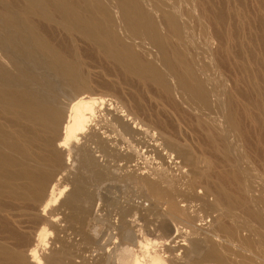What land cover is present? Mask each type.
Returning <instances> with one entry per match:
<instances>
[{
    "label": "bare ground",
    "instance_id": "bare-ground-1",
    "mask_svg": "<svg viewBox=\"0 0 264 264\" xmlns=\"http://www.w3.org/2000/svg\"><path fill=\"white\" fill-rule=\"evenodd\" d=\"M173 1L169 5L166 0H13L0 5V264H79L75 262L81 253L77 246L81 242L91 244L94 235L103 233L104 223L107 231L117 230L114 235L118 240L114 241L110 253L104 256L107 264H264V195L253 194L244 180L247 174L255 179L254 176H260L262 170L255 169L260 171L257 175L255 171L254 174L251 172L254 165H250L252 160L246 152L242 121L239 122L234 112L237 108L230 99L223 105L219 91L210 81L215 66L212 49L202 46L192 49L189 45L188 36L193 33V27L195 31L200 25V34L210 36L196 11L195 1L181 0L188 6L187 16L181 9L180 0ZM219 6L223 7L222 4ZM223 10L228 13L229 9H222L217 18L225 23ZM236 11V14H231H235V18L238 15ZM157 14H160V19ZM33 15L55 24L68 35L61 39L56 34L45 35L44 31V35L40 34L37 21L36 25L31 20ZM194 21L198 23L196 27L193 26ZM210 41L212 43V39ZM78 43H83L87 49H80L83 47ZM99 58L101 63L105 60L127 77L130 74L146 84L157 86L168 97L179 96L201 122L202 128L205 126L213 151L225 153L224 159L220 153L224 160L221 163L233 165V158L238 160L237 167L229 170L227 165L228 171L217 177L216 182L211 175L214 167L209 160L197 156L198 153L188 147L176 150V155L188 164L193 175L191 179L195 180L192 182L202 183L203 191L199 195L205 200L211 198L214 206L218 207L217 213L207 221L209 224H197L199 219L206 220L202 214L198 216L199 208L204 210L202 202L199 205L194 199L196 205H183L178 190L172 188V182L179 183L184 175L171 179L167 173L164 174V168L153 170L147 177L136 175L134 178L135 174H130L134 182L143 187L146 197L153 199L148 208L139 204H121L117 211L118 223L111 221L112 211H107V208L106 216L95 214L98 194L89 190L91 177L85 173L102 176L109 163L106 159L107 165L100 164L97 160L100 157H95L93 149L103 157H112L117 164L118 160L130 163L135 160L131 154L134 150L129 152L128 147L122 150L121 145L127 140L134 146L137 133L127 117L121 114L122 100H116V105L111 107L112 99L94 88L88 60ZM151 85L150 89L154 88ZM261 92L260 104L264 108V87ZM120 94L118 98L123 99ZM223 113L228 118L231 131L237 136L233 149L226 132L218 127L220 122L216 123ZM170 138H164L169 146L174 144ZM213 154L217 158L216 152ZM71 156L76 162V172L70 185L59 175L66 170V158L69 161ZM201 160L205 162L204 168L199 166ZM163 164L164 167L167 162ZM207 174L209 179L205 183L202 178L204 175L207 178ZM211 176L214 181H211ZM192 186H180L179 189L191 191L189 189H194ZM208 201L206 204L204 201V205H208ZM192 206L193 210L190 209ZM155 216L164 218L158 227L166 231H171L169 219L175 220L178 216H183L191 224L189 232L180 234L183 241L188 242L182 245V254L176 253L179 248L168 247L166 252L170 257H164L165 252L156 250L160 244L157 239L145 237L144 233L136 230V226L133 227L132 220H128L129 217H137L135 221L143 220L145 230H151ZM75 223L79 227H75ZM68 229L80 236V243L61 237L60 234ZM48 232L56 236L51 242L50 255L43 257L41 247H50Z\"/></svg>",
    "mask_w": 264,
    "mask_h": 264
},
{
    "label": "rangeland",
    "instance_id": "rangeland-1",
    "mask_svg": "<svg viewBox=\"0 0 264 264\" xmlns=\"http://www.w3.org/2000/svg\"><path fill=\"white\" fill-rule=\"evenodd\" d=\"M3 1L0 5H3V4L6 5V4L13 2V0L12 1L11 0H3ZM166 1L168 4H169V2H172L170 4H173V2H174L173 0L172 1L166 0ZM194 1H195L194 2L195 6H196V11L201 16L202 22L207 27L208 32H209L208 35H210V36L208 38V36L206 37V35H201L200 30H199L200 25H198V23L194 21L193 26L196 27V23H197L198 28L195 31H194V27L192 28L193 33L191 31L190 33H192V34H190L188 36L189 45L191 48L202 46L205 48L208 47L209 49H212L211 53H212V57H213V63L215 64V66H213L215 75L213 74V76L210 77V81H212L215 88H217V90L219 91V92L218 91L217 92L219 93L218 95L220 96V99H222V101L225 102V104L223 102V105H226L229 102L228 99L233 100V103L235 104L234 107L236 106L235 108H237L236 110H234L235 115H237L236 117L238 118L239 122H240V120L242 121L241 124L243 125L242 129H243V137H244V144H245L246 152L248 153V155L251 157L250 159L252 160V163H250V165L251 166L254 165V168L251 167L252 168L251 172L253 171V174H254V171H255V175H257L256 173H258L262 170L260 173L261 174L260 176L262 178L263 177L262 174H264L263 173L264 172V108L260 104V99L262 97L261 89L264 87V0H242L243 3L240 0V2L242 4L239 2V0H237L238 1L237 3L239 5L236 3V0L235 1L230 0L231 4H230L229 0H203V1L201 0L202 2H204V4L199 0H197L198 2L196 0H194ZM205 1H206L207 5H206ZM226 2H227V4H225ZM179 3L181 6V9L182 10L184 9V11H185V13H184L185 16H187L188 6L184 2H182L181 0L179 1ZM182 4L184 6H182ZM220 4H222L223 7H220L219 6ZM232 4H234L233 5L234 7L232 6ZM185 5H186V7H185ZM229 5L232 6V8ZM197 8H199L201 11ZM224 8L226 10L229 9V10H227L228 13H225L223 10V12L226 14V19L224 20L225 23L223 21H218V18H217V15L220 12H222L221 10ZM208 9H210L209 13H208ZM218 9H220V10H218ZM234 9H235V11H234ZM236 10H238V13H237L238 15H236L237 19L239 16L238 20L235 18V14L237 12ZM211 11H212V13H210ZM233 13H235V14L231 15ZM244 13H245V15H242ZM204 15H206V16H204ZM156 16L158 19H160V14H157ZM231 16L234 18H232ZM244 16H246V17H244ZM36 17H38V18H36ZM228 17L230 18L229 21L227 20ZM33 18L37 19V20H34ZM235 19L237 21H235ZM31 20L36 25L38 23L39 26L37 25V28H38V31L42 30L41 32L39 31V33L42 35H44V34L47 35V33H49L48 35H55L56 34L55 36H57L61 39H63V37H64L63 35H68L60 27L56 26L55 24L43 21L38 15H35V16L33 15V17H31ZM210 20H212V21H210ZM35 21H37V23ZM39 21H41V22H39ZM208 22H210V23H208ZM211 22H213V24L215 26H213V24ZM44 23H45L46 27H45ZM213 27H214V29H213ZM54 29H56V31ZM57 30H59V31H57ZM43 31H44V34H43ZM214 31H216V32H214ZM218 31H219V33H217ZM210 33H212V34H210ZM213 35H215V38ZM221 35L223 37H220ZM218 38H219V40H218ZM211 39H212V43L210 41ZM214 43L215 44L217 43L218 45H215ZM80 46L83 47L80 49H83V50L87 49V46L84 45L83 43L79 44V47ZM215 48H217V49H215ZM239 49H241V50H239ZM194 50H195V48H194ZM243 50L244 51L247 50V51H245L246 54L244 53ZM240 51L242 52L243 56L241 55ZM99 59H97L99 61L98 64H97V60H94V61L91 60L90 61V59L89 60L87 59L91 65L90 73L92 74L91 75L93 78L92 80H94L93 81L94 88H96L99 91H102L105 94H107L108 99L109 98L112 99V101L110 102V103H112L111 107L115 106L117 101L122 100L123 108H121V114H123V115H125V117H127V119L132 123L135 131L138 134L136 133V135L134 137L135 138V141L133 142V143H135L134 146L131 145L132 144L131 141H127V140L123 141L125 143H122V145H121L122 150L125 147L126 148L128 147L127 150H130L129 152H131V150H134V151H132L133 153L131 152L132 156L133 155L135 156V160H132L133 162L130 161V163L129 162L127 163V161H125V160H122V161L118 160V164H117V161L113 160L116 163V165H115L114 162L112 161V159H113L112 157H111V159L103 157L100 152H97V150L93 149L94 151H96V152L93 151V154H96L95 157L96 158L100 157L99 159H97V160H99L98 162H101L100 164L107 165L109 163L108 167L105 168L102 176L100 174L94 175V174L85 173V176H87L89 178L91 177L90 183H89V190L92 192H96L98 194L97 199H96L97 201L95 204V211H94L95 214L98 213L97 214L98 216H100V215L106 216V214L108 213V212H106V210L108 209L107 211H112L111 212V221H113L114 223H118L120 220V217H119V214L117 211H119L118 207L121 204L123 206H127V205L129 206V205H133V204L138 205L139 204V205H142L143 208H148L149 203L150 202L152 203L153 199L146 197L143 187L141 185H139L137 183V181L134 182L135 179L131 178L132 176L130 174H135V175H133L134 178L136 175L138 177L141 175L142 176L145 175V177H147L153 170H154L153 172H155L156 169H163L164 168L163 169V172H165L164 174L167 173L166 175L171 177V179H172V177H176L177 175H180V174L184 175L183 179L180 181L181 183L180 182L179 183L172 182L171 186L175 190H178V192H179L178 195L180 196V199L182 198L181 200H182L183 205H186L189 207L190 204L196 205V203L198 202L197 204L200 205L201 202L203 203V204L201 203V206L204 207V210L199 208L198 216H200L202 214L201 216H203V218H206V220H204V221L201 220L202 221L201 222L199 219V221H197V224L200 225V223H201L204 226V224L208 223L210 221V219L213 218V215L217 213L218 207H215L216 205L212 202L211 198L208 199L209 200L208 201V200H205L206 198L203 199V197H201L202 195H199V192L203 191V187H201L202 183H200L199 181H196L197 183L192 182V180L193 181H195V180L191 179V178H193V175L190 171V168H189V166L185 160L182 161V158H180L178 156V154L176 155V150L188 147L193 152H195V153L197 152L198 153V154H196L197 156H200L204 160H207V161L209 160V162H211L213 165L212 168L214 167L213 169H216L217 168L216 166H218L219 169L218 168L216 170L212 169V171L214 173L211 174L212 171L210 173L211 175L214 176V177L211 176V181L215 180L216 182L218 181L217 177L224 176L225 172L228 171V169L233 170L235 167H237L238 160L236 158L235 159L233 158V161H234V162H232L233 165H228L227 163H221L222 160L224 159L223 154H225V153L223 151H220V150H218L219 152L213 151V146H211L210 142H208L209 141L208 134H206L207 132L204 130L205 126H204V128H202L203 126L200 125L201 122H199V120H197L195 114L192 112L191 109H189V107L187 106L185 101H183L179 96L177 98L169 96L170 97L169 98L168 95L163 90L159 89L157 86L151 85V84H146V83L138 80L137 78L131 76L130 74H128V77H127V74H124L122 71H119L110 63L106 62L105 60H103V62L101 63L102 59H100V60ZM100 65L102 67H104L105 69L101 68V67L99 68L98 66H100ZM241 66H242V68H241ZM103 69H104V71H102ZM107 70H108V73L111 70H113V73L111 74V72H112L111 71L110 72L111 75H110L106 72ZM116 70H118V71H116ZM109 76H111V77H109ZM121 77H123V79ZM128 79H130V81ZM103 80H104V82H103ZM135 80L137 81V85H136ZM107 81L109 84L106 83ZM128 81H129V84H128ZM104 83H106L107 85H111V86L107 87L106 84H104ZM132 83H134V84H132ZM98 84H100L102 87H100ZM138 84H139V86H138ZM142 84H143V86H142ZM131 85H133V86H131ZM149 85L153 86L154 88L150 89L151 87ZM104 87H106L107 90ZM103 88H104V90H102ZM118 90H119V92H115ZM159 91H161V92H159ZM116 93H118V94H116ZM119 94L122 96L123 99L118 98ZM139 94H141V95H139ZM171 100H173V103L171 102ZM124 101H126V102H124ZM226 101H227V103H226ZM124 103H125V105H124ZM137 105H139V106H137ZM136 107H139L141 109H139V108L136 109ZM141 110H142V112H141ZM137 112L141 115H139ZM219 117H220V119H218L217 120L218 122H216V123L218 125V123L220 122L219 124H221V126L218 125V127L219 128L221 127L220 129H222L224 131V133L226 132V136H227L229 142L231 143V148L232 147L235 148V145L237 143V141H236L237 139L235 137H237V136H235V134L231 131V127L229 125V121H228L227 116L223 113V115L219 116ZM198 123H199V126H198ZM166 137H168V138L171 137L170 139H171V141H174L173 142L174 144H171L170 146L167 145L166 140L164 139ZM111 138L116 139V137H111ZM82 141L84 142V139ZM93 147H94V145H93ZM131 147H134L136 150L134 148L130 149ZM173 150H175V151H173ZM211 152L212 153L216 152V154L219 156L218 157L216 155V157L218 159L215 158L214 154L212 156ZM221 152H222L221 157L223 159L220 158ZM161 154H162V157H161ZM210 155L213 157V159L210 157ZM103 158H104V160H103ZM106 159L108 160V163H107ZM218 160H219V162H217ZM166 162H167V165H165ZM214 162H217V163L215 164ZM204 163L205 162H203L201 160L199 166L200 167L203 166V168H204L205 167ZM161 164H163L165 166L163 167ZM172 164H173V166H172ZM214 164L216 166H214ZM185 165H187V167ZM227 165L229 168L227 167L228 169L226 170ZM220 166H221V168H220ZM224 166H225V169H224ZM182 167H184V168L182 169ZM257 168L259 170L260 169L261 170L256 171L255 169H257ZM134 169H135V172H134ZM136 169H138V170H136ZM221 169H223V170H221ZM223 171H224V173H223ZM75 172H76V162H75L74 157L71 156L69 161H68V158H66V170L62 173L63 176H61L62 174L59 175L61 178H63L61 180L62 181L66 180L71 185L72 184L71 180H72ZM189 172H190V175H189ZM215 172L217 173V175H214V174H216ZM59 176H58V178H60ZM153 176H151V177H153ZM257 176L260 177L259 175H257ZM257 176H254V178L256 177L257 179L256 178L251 179V176L247 174L244 176V180L246 183H248V185H250V188H251L250 190L253 194L263 196L264 195V177L261 179V178H258ZM204 177H206V176L204 175ZM204 177L202 179H203V181L205 179V183H206L207 179H209V175L207 176V178H204ZM212 177L214 178V180L212 179ZM189 179H191V180H189ZM205 183L203 182V184H205ZM179 185L183 186V187H186V186L187 187L188 186L193 187L192 185H194V189L191 188V189H189L191 191H184L182 188H180V189H182V191H181L179 189V187H180ZM195 187H197V188H195ZM196 194H198L199 197ZM192 196H193V198H192ZM187 197H188V199H185ZM194 199H195V201L197 200V202L193 201ZM204 201H205V204H206V201H208L209 203L208 202L207 203L209 206L204 205ZM104 206H107V207H105V209H104ZM190 209L193 210L194 206L190 207ZM79 217H80V215H79ZM135 218H137V217H135ZM135 218L132 219V217H129L128 220H132L133 223L131 222V224L134 225L133 227L136 226L135 227L136 230L139 233L140 232L144 233L145 237H148L151 239H157V241L160 244H157V246H156V248L158 247L157 249L155 247L154 248L156 250H158L160 253L165 252L163 254L164 257H166V258L170 257V254L166 252V249L168 247H173V248L177 247L180 250H177L176 253L182 254V250H183L182 245L185 246V244H187L188 242L183 241V239L180 237V234H181V232H189L192 228L191 224H188V222H186L187 221L186 218L184 219L183 216H178L175 218V220L169 219L168 223L171 227V231H166V229L164 230V229L158 227V225L164 219L161 216H155L154 217L155 225H153V227H150L151 230H145L147 228L143 227V225L145 226V223L143 222V220L135 221ZM178 218H179V220H178ZM181 218H183L185 221ZM63 224L64 223H62V225ZM75 227H79V224L75 223ZM256 227L257 226H255L254 228H256ZM48 228L50 229L49 226H48ZM140 228H142V229H140ZM49 229H48V231H49ZM87 229H90V226L87 227ZM102 229H103V233L101 231V233H99L98 236L94 235V241H92L91 244L87 243V242H84V244H83V242L80 243V241H79L80 236H77L72 229H68L65 232H63L65 235H63V233L60 234L61 237H64V239H66L67 241H70V242L73 241L75 243H77V241H79L80 244L77 247H79L81 249L82 254L80 253L77 256L78 258L77 257L75 258L76 259L75 262H77L79 264H99V263L100 264H107L104 256L108 255V252L110 253V251L113 248V244H115V242L118 241L115 239V235H114L115 233H117V230L112 229L111 231H107L105 223H104ZM139 230H141V231H139ZM50 231L52 232V229H50ZM138 232H137V234H139ZM48 234H49V236H47V237L49 238V246L50 247H41L40 254L43 257L50 255V252L52 249L51 242L53 241L54 236H56L55 233L50 235V233L48 232ZM65 236H68V237H65ZM78 238H79V240H78ZM142 238H143V234L141 235L140 239L142 240ZM80 245L81 246L83 245V246L81 247ZM83 249H85V250H83ZM80 256H81V258H80ZM101 256H103L104 258L102 260H100L101 262H99L98 258H100ZM84 258H85V260H84Z\"/></svg>",
    "mask_w": 264,
    "mask_h": 264
}]
</instances>
